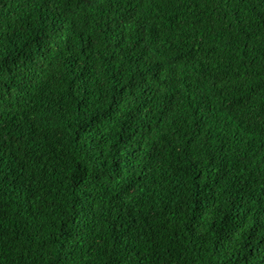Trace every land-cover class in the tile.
Returning a JSON list of instances; mask_svg holds the SVG:
<instances>
[{"label": "trees", "instance_id": "obj_1", "mask_svg": "<svg viewBox=\"0 0 264 264\" xmlns=\"http://www.w3.org/2000/svg\"><path fill=\"white\" fill-rule=\"evenodd\" d=\"M0 264H264V0H0Z\"/></svg>", "mask_w": 264, "mask_h": 264}]
</instances>
